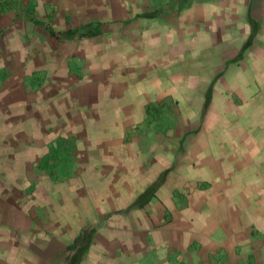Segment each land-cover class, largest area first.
<instances>
[{"label": "crops", "instance_id": "1", "mask_svg": "<svg viewBox=\"0 0 264 264\" xmlns=\"http://www.w3.org/2000/svg\"><path fill=\"white\" fill-rule=\"evenodd\" d=\"M17 1L0 264H264V0Z\"/></svg>", "mask_w": 264, "mask_h": 264}, {"label": "rangeland", "instance_id": "2", "mask_svg": "<svg viewBox=\"0 0 264 264\" xmlns=\"http://www.w3.org/2000/svg\"><path fill=\"white\" fill-rule=\"evenodd\" d=\"M34 4V3H33ZM33 4L31 3L30 5L26 6L23 4H19L17 0H0V13H15L17 15V19L19 20H24V19H35V15L32 12ZM27 7V8H26ZM51 10L48 13V16L54 17L56 16V13H58V7L55 6L54 4H50L49 6ZM24 9V10H22ZM36 20V19H35ZM37 21V20H36ZM46 23H50V18L49 20H46ZM32 79L26 80V84L32 83ZM162 114H167L168 117L177 114L175 107L171 106V109L166 110L164 112H161ZM164 127H169L168 123H165Z\"/></svg>", "mask_w": 264, "mask_h": 264}]
</instances>
